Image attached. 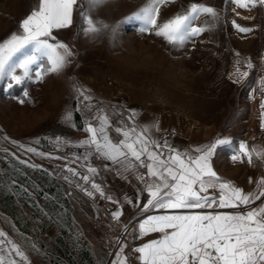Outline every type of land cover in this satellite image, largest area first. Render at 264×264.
<instances>
[{
    "label": "rangeland",
    "instance_id": "obj_1",
    "mask_svg": "<svg viewBox=\"0 0 264 264\" xmlns=\"http://www.w3.org/2000/svg\"><path fill=\"white\" fill-rule=\"evenodd\" d=\"M146 3L102 0L95 6L90 0H77L70 28L53 30L56 40L72 52L65 67L45 72L49 66L45 59L43 68L33 66L32 79L19 85L7 78L0 81V232L24 252L27 264H111L114 255L112 234L94 216L91 198L72 184L55 180L50 172L51 165L61 161L50 149L52 139L58 136L77 144L72 140L79 121L73 76L88 92L94 119L111 104L117 113L115 123L128 125L124 105L132 98L171 106L181 117L194 118L197 127L211 125L213 141H231L218 146L211 158L221 180L253 193L264 179V160L255 153L251 164L246 157L232 159L241 143L264 151V6L239 8L232 0H175L162 5L158 23L193 3L218 13L215 19L202 14L194 26L207 30L181 45L155 35L154 29L142 32L139 21L127 20ZM36 5L37 0H0V42L21 31L22 17ZM88 19L98 31H88ZM233 21L253 31L241 33ZM238 68L248 75L239 77ZM37 70L43 73L42 80L37 81ZM9 83L18 88H9ZM93 86L106 97H96ZM209 191L218 197V189ZM262 204L264 197L250 207ZM137 225L128 244L134 248L139 247ZM10 247L5 245V254ZM123 254L130 264L136 263L138 253L132 260L125 248ZM11 258L25 264L15 253Z\"/></svg>",
    "mask_w": 264,
    "mask_h": 264
},
{
    "label": "snow or ice",
    "instance_id": "obj_2",
    "mask_svg": "<svg viewBox=\"0 0 264 264\" xmlns=\"http://www.w3.org/2000/svg\"><path fill=\"white\" fill-rule=\"evenodd\" d=\"M174 2L175 0H148L127 20L139 21L142 32L154 29L155 35L164 37L171 44L182 45L186 40L207 30L203 26H194V22L202 14L213 19L218 17L213 7L193 3L183 13L158 23L161 6ZM232 2L245 9L256 7L257 4L264 6V0ZM76 3L77 0H37L36 7L20 22L21 31L0 42V81L7 78L19 85L26 78L32 79L30 73L33 66L43 68L45 59L49 65L45 72H59L65 67L72 52L67 44L56 40L53 30L68 28L72 24ZM90 3L99 6L102 0H90ZM87 22L88 31H98L91 19ZM233 25L241 33L253 31L251 28L241 27L235 21ZM248 67H251L250 63ZM17 69L21 70L20 75L17 74ZM236 74L239 77L248 75L247 72H240L239 68ZM35 77L37 81L42 80L43 73L37 70ZM261 83L264 86V81ZM12 86V83L8 84L9 88ZM261 108L264 109V103ZM106 127V118H101L99 129L89 125L86 131L91 134L90 139L81 141L80 144L94 147L95 152L103 159L111 160L125 170L136 167L133 161L139 162V166L145 167L147 176L151 178L145 179L143 175L139 177L145 185L141 191H146L148 196L146 203L139 206L143 218L138 221V229L140 236L151 233H159L160 236L134 249L135 253H139L142 264H264V204L258 208L250 207L256 200L264 197V179L259 181L256 192L245 193L231 182L222 181L211 166V158L217 147L230 144V140L218 138L213 143L197 148L196 156L171 154L173 150L169 149L170 154L164 158L162 153L153 149L167 147L166 141L162 146L156 141H150L143 133L137 134L134 128H117L116 131L124 138L113 142L107 135ZM27 151L35 152V149L28 148ZM253 153L258 159L264 160V151L249 150L244 143L240 144L239 154L232 159L241 161L242 157H246L251 164ZM184 155H187V159ZM68 171L76 174L73 169ZM89 171L95 173L96 169L89 168ZM83 179L89 178L85 176ZM92 187L104 196L99 185L93 183ZM210 189H218V197L211 194ZM107 198L112 200L110 196ZM126 202L138 206L132 200ZM217 208L236 211L217 212ZM244 208L248 210L244 211ZM204 209L212 211L204 212ZM160 210H164V214H148ZM182 210L201 211L185 213ZM121 214L116 211L112 215L114 219H119ZM5 245H11L6 254ZM123 252L124 247L121 246L113 264H127V257H124ZM12 253L27 264L28 257L24 252L0 232V264H17L11 258Z\"/></svg>",
    "mask_w": 264,
    "mask_h": 264
},
{
    "label": "crops",
    "instance_id": "obj_3",
    "mask_svg": "<svg viewBox=\"0 0 264 264\" xmlns=\"http://www.w3.org/2000/svg\"><path fill=\"white\" fill-rule=\"evenodd\" d=\"M26 17H22V20ZM73 21V17H72ZM71 26V25H70ZM64 28L63 30L69 29ZM239 63V61H237ZM233 69L230 70L232 72ZM93 92H95L96 97L105 98L106 93L93 86ZM264 91V86H262ZM105 93V95L103 94ZM264 94V93H263ZM125 114L129 117L130 122L128 125H118L115 123L116 110L111 104H107L106 108L99 113L95 119L89 124L82 127L77 120V125L75 131L77 134L73 136L72 140L76 141L78 145L88 148L87 145H81L80 142L86 139H90L91 134L86 131V128L91 125L94 128L99 129L101 127V118L107 119V135L111 138L113 142H117L124 137L121 133L116 131L117 128L122 130L135 129L137 134L143 133V135L150 141H156L160 145H164L167 142V147H161L158 149H153L154 151L163 154L164 158H167L170 154L169 149L173 150L171 154L180 153L196 156L197 148L203 147L207 144L213 143V130L211 125L198 126L196 120L190 116L181 117L178 111L174 110L171 106L159 103V102H148L136 98L130 99L124 105ZM147 129V131H144ZM80 135V136H79ZM99 135V133H98ZM94 148V147H93ZM162 149H165L163 151ZM55 159L62 160L63 152L57 151L54 154ZM187 155L184 158L187 159ZM83 158L85 162L82 164V169L89 171L92 167V159L85 151ZM102 158V157H101ZM136 167H130L125 170L119 164L113 163L111 160H106L102 158L101 163L98 166V170L102 173L105 182L108 187L119 194L120 202L119 205L113 210V212L120 211L121 213H130L132 211L140 212V207L147 201V192L141 191L144 189L145 185L139 178L141 175L145 179L150 180L151 178L147 176V169L145 167L139 166L138 162L133 161ZM95 169V168H94ZM224 181V180H222ZM138 198V199H137ZM127 200H132L134 204L127 203ZM172 211V210H169ZM183 212H199L196 210H182ZM207 212L206 210H202ZM148 214L157 215L164 214V210H160L157 213L150 212ZM143 218V217H142ZM100 229V228H97ZM137 235L139 236V246L144 243H148L150 240L159 238V233H151L146 236H140L138 225L135 229ZM117 250L111 258V264L117 259ZM124 255V254H123ZM124 257H126L124 255ZM131 262L127 259V264ZM135 264H142L139 260V253Z\"/></svg>",
    "mask_w": 264,
    "mask_h": 264
},
{
    "label": "built area",
    "instance_id": "obj_4",
    "mask_svg": "<svg viewBox=\"0 0 264 264\" xmlns=\"http://www.w3.org/2000/svg\"><path fill=\"white\" fill-rule=\"evenodd\" d=\"M74 85L76 87L75 95V110L79 117L82 127L89 124L93 118V111L90 109L89 95L86 89L78 83L79 79L76 76ZM88 97V99H85ZM100 109L101 106L97 105ZM59 140V142H57ZM50 149L63 152V158L60 162L51 165L50 172L52 177L57 181H65L72 184L74 187L84 191L93 201L92 211L94 216L103 223L106 228L111 232L113 238L112 252L115 253L121 246L126 249L129 258L132 260L135 257L134 246H129L131 234L133 233L134 226L143 216L141 213L128 216L122 213L119 219L113 218V210L119 205L120 197L116 191L110 189L105 182L102 173L98 170L101 163V156H99L93 147L83 148L82 146L67 140L60 139L56 136L50 143ZM165 151V149H162ZM88 151L93 163L92 167L96 169L95 173L82 169V164L85 162L83 155ZM146 159V157L144 158ZM139 163V162H138ZM73 169L76 174L68 171ZM87 176L89 179L85 180L83 177ZM67 178V179H66ZM93 183L99 185L100 189L104 192V196L92 187ZM88 193H92L89 195ZM112 197L109 200L107 197Z\"/></svg>",
    "mask_w": 264,
    "mask_h": 264
},
{
    "label": "trees",
    "instance_id": "obj_5",
    "mask_svg": "<svg viewBox=\"0 0 264 264\" xmlns=\"http://www.w3.org/2000/svg\"><path fill=\"white\" fill-rule=\"evenodd\" d=\"M13 87H15V89H17V88H18V86H13Z\"/></svg>",
    "mask_w": 264,
    "mask_h": 264
}]
</instances>
